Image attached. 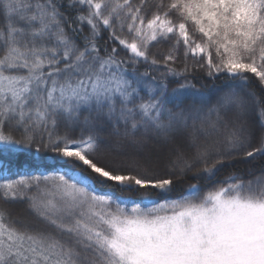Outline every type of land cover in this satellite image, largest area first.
<instances>
[{
  "label": "snow or ice",
  "instance_id": "obj_1",
  "mask_svg": "<svg viewBox=\"0 0 264 264\" xmlns=\"http://www.w3.org/2000/svg\"><path fill=\"white\" fill-rule=\"evenodd\" d=\"M0 15V201L26 198L44 226L0 206V264H264V171L153 200L176 175L264 160V110L257 135L237 85L206 112L178 79L203 69L264 86V0H0ZM105 126L123 143H105ZM150 134L170 147L172 176L140 151ZM33 147L63 166L11 172L4 154ZM97 182L143 190L141 202Z\"/></svg>",
  "mask_w": 264,
  "mask_h": 264
},
{
  "label": "trees",
  "instance_id": "obj_2",
  "mask_svg": "<svg viewBox=\"0 0 264 264\" xmlns=\"http://www.w3.org/2000/svg\"><path fill=\"white\" fill-rule=\"evenodd\" d=\"M5 25V18L3 15H0V28H3ZM167 49L164 46H160L156 49H153V52L159 56L161 52L166 51ZM2 55V53H0ZM193 61L189 58V64ZM177 67H182V65L178 64ZM144 66L139 67V71L143 72ZM152 75L160 76L159 72H152ZM247 76H251V74H245ZM169 81L170 89L178 87V83L174 82L171 77L167 78ZM181 82L185 79L190 83V85H194V88H189L188 92L191 93H200L206 99L205 111L207 112L213 106L216 105L218 99L233 85H237L238 91L242 92V95L248 100L247 108L245 111L244 119H246L250 125H252L257 135L261 130L260 119L261 112L264 110V86H262L255 78H250L245 84L239 80H233L230 77H227L224 74H221L218 78H212L207 75V73L203 69L190 70L189 73L186 74V77L178 78ZM236 113L230 112L229 118H235ZM214 119V117H212ZM63 131V129H61ZM122 131V130H121ZM211 131V129H209ZM9 130L6 129V133ZM10 134L16 139L20 138V133L11 130ZM79 134V133H77ZM101 139L105 141V143L110 144L113 148L116 147L117 144L123 143L121 139L115 136L113 130L107 126L103 128L100 133ZM154 146H168L162 139L155 137L150 134L149 137L143 141L140 151L150 152ZM129 151H132L129 149ZM54 154L48 153L45 150H41L39 154L35 152V147L31 150H26L17 153H5L4 161L7 167L11 170V172H20L24 170H39V171H48L54 170L62 167V162H59L53 159ZM102 160L109 159L110 157L106 154H101L100 157ZM172 158V155L167 157L165 160L166 165H168V161ZM211 166V165H210ZM216 172L213 176H207L203 172L202 169L194 170L191 172H186L183 175L174 176V189L171 192H162L158 195L153 196V200L157 203H165L166 201H171L173 199H178L187 192V189L192 185H196L201 193H205L210 190L214 185L228 179L229 176L239 175L244 179H250L254 175L259 174L261 171H264V160L255 159L251 160V162H247L244 157H238L234 160L225 161L223 165L216 166ZM4 172V168L0 167V173ZM153 174L157 177H167L172 176L173 171L167 166L163 167L161 164L156 163L153 168ZM12 178H16L13 176ZM98 192L103 194L112 195L114 198H118L122 201H128L129 203L136 202L139 203L140 197L143 194V190L138 193L126 192L122 191L119 187L114 186L111 183L102 184L97 182L95 185ZM28 195H40L35 189L29 191ZM0 206L7 207L10 214L11 219L19 222L28 223L33 227H44L38 218L33 214L30 210L27 199L18 200L16 202L5 205L3 201H0ZM47 230L53 231V229L48 228Z\"/></svg>",
  "mask_w": 264,
  "mask_h": 264
},
{
  "label": "rangeland",
  "instance_id": "obj_3",
  "mask_svg": "<svg viewBox=\"0 0 264 264\" xmlns=\"http://www.w3.org/2000/svg\"><path fill=\"white\" fill-rule=\"evenodd\" d=\"M157 153L159 155V160L156 162L161 164L164 168L167 167L165 160L167 157L171 156L170 147L169 146H154L150 152H144V154Z\"/></svg>",
  "mask_w": 264,
  "mask_h": 264
}]
</instances>
